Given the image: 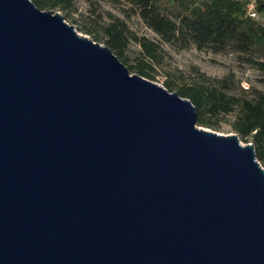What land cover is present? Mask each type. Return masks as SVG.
<instances>
[{
    "label": "water",
    "instance_id": "obj_1",
    "mask_svg": "<svg viewBox=\"0 0 264 264\" xmlns=\"http://www.w3.org/2000/svg\"><path fill=\"white\" fill-rule=\"evenodd\" d=\"M197 115L60 10L0 0V264H264L255 145Z\"/></svg>",
    "mask_w": 264,
    "mask_h": 264
},
{
    "label": "trees",
    "instance_id": "obj_2",
    "mask_svg": "<svg viewBox=\"0 0 264 264\" xmlns=\"http://www.w3.org/2000/svg\"><path fill=\"white\" fill-rule=\"evenodd\" d=\"M118 1V0H112ZM125 15H138L158 35L157 39L137 35L127 21L113 16L109 22L91 23L86 33L102 40L124 62L130 72L154 78L163 59V43L186 45L194 43L199 50L237 53L238 57L264 74V22L246 14L243 1L236 0H126ZM41 9L60 7L68 10L72 0H33ZM264 14V0H258ZM101 17V16H100ZM140 50L131 60L127 54L130 41ZM133 61V62H131ZM264 81V77L261 78ZM167 79L170 91L189 98L197 109V123L210 128L226 115L233 114L232 126L240 139L253 142L256 156L264 167V91L242 88L238 93L233 73L211 78L199 73V79L175 84Z\"/></svg>",
    "mask_w": 264,
    "mask_h": 264
},
{
    "label": "rangeland",
    "instance_id": "obj_3",
    "mask_svg": "<svg viewBox=\"0 0 264 264\" xmlns=\"http://www.w3.org/2000/svg\"><path fill=\"white\" fill-rule=\"evenodd\" d=\"M71 3L72 7L68 10L54 6L45 8L44 10L51 9L54 12L60 10L70 24L75 25V28L80 33L91 38H93V35L86 33V28L94 22L96 24L98 22L100 24L109 22L113 16L124 18L130 27L129 29L137 35H145L153 40L158 38L154 30L147 27L138 15L135 14L129 17L123 13L122 8L127 6L126 0H72ZM98 42L105 44L102 40H98ZM162 46V62L157 65L155 77L149 78L154 82L165 86V82L169 78L174 80L175 84H180L184 83V81L198 80L199 73L201 72L211 78H222L229 73H233V82L237 93L238 86L242 88L248 86V90L253 87L264 91V81L261 79L264 77V74L243 62L237 53H216L209 49L199 50L194 43L186 45L163 43ZM139 50V44L131 40L127 51L131 60L138 54ZM132 73L137 72L133 71ZM233 117V114L226 115L220 121L218 127H204L222 134L236 133L231 124ZM241 141L247 143L243 139Z\"/></svg>",
    "mask_w": 264,
    "mask_h": 264
},
{
    "label": "built area",
    "instance_id": "obj_4",
    "mask_svg": "<svg viewBox=\"0 0 264 264\" xmlns=\"http://www.w3.org/2000/svg\"><path fill=\"white\" fill-rule=\"evenodd\" d=\"M240 1V0H236ZM244 2L246 14L255 20L264 22V14L258 9V0H241ZM248 88V86H244Z\"/></svg>",
    "mask_w": 264,
    "mask_h": 264
}]
</instances>
